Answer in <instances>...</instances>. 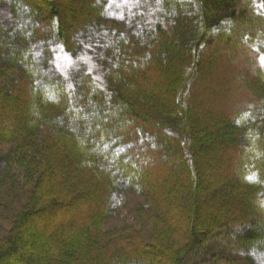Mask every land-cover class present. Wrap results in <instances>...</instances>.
<instances>
[{"label":"trees","instance_id":"trees-1","mask_svg":"<svg viewBox=\"0 0 264 264\" xmlns=\"http://www.w3.org/2000/svg\"><path fill=\"white\" fill-rule=\"evenodd\" d=\"M141 4L0 0V264H191L234 226L264 257V0ZM84 49L99 79L57 66Z\"/></svg>","mask_w":264,"mask_h":264},{"label":"rangeland","instance_id":"rangeland-1","mask_svg":"<svg viewBox=\"0 0 264 264\" xmlns=\"http://www.w3.org/2000/svg\"><path fill=\"white\" fill-rule=\"evenodd\" d=\"M110 7L113 21L123 26H135L139 23L140 16H144L148 19L147 17L150 12V7H143L141 0H110ZM134 11L136 16L132 14ZM84 50L85 51L82 50L83 52L81 51L82 53L78 57L77 55L79 53L72 55L62 50L56 51L57 66L65 72L81 63L78 66L90 70L94 76L99 79L102 76V69L97 62V58L89 49ZM223 77L225 78L227 76ZM198 80L202 82L205 79L200 78ZM244 89L245 88H243L242 91H244ZM217 98L216 95H212V97L207 98L206 101L214 100L212 103L219 105L217 108L219 111V108L223 107L222 104L224 99L225 103H227L228 100L225 97ZM138 202L140 201L137 197L126 195L123 202L112 212L110 224L120 228H135L143 230L145 233H150V229L148 228L149 224L145 222V218L143 220L144 225L140 222L138 223V220H136V215H138L136 206ZM241 232L239 226H234L229 230L220 231L219 237H215V235L210 236L206 245L202 247L196 255H193L191 264H264V257L260 251L250 250L240 243L239 239ZM129 233L130 231H127V234Z\"/></svg>","mask_w":264,"mask_h":264}]
</instances>
